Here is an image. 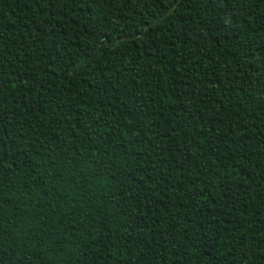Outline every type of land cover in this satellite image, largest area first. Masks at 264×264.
<instances>
[{
	"label": "trees",
	"instance_id": "obj_1",
	"mask_svg": "<svg viewBox=\"0 0 264 264\" xmlns=\"http://www.w3.org/2000/svg\"><path fill=\"white\" fill-rule=\"evenodd\" d=\"M0 264H264V0H0Z\"/></svg>",
	"mask_w": 264,
	"mask_h": 264
}]
</instances>
